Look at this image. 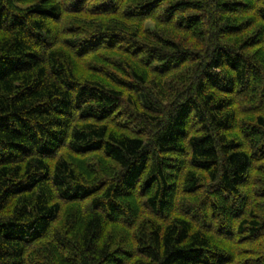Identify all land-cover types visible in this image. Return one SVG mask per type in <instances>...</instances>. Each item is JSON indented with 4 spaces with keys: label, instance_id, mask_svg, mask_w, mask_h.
Instances as JSON below:
<instances>
[{
    "label": "trees",
    "instance_id": "obj_1",
    "mask_svg": "<svg viewBox=\"0 0 264 264\" xmlns=\"http://www.w3.org/2000/svg\"><path fill=\"white\" fill-rule=\"evenodd\" d=\"M0 264H264V0H0Z\"/></svg>",
    "mask_w": 264,
    "mask_h": 264
},
{
    "label": "rangeland",
    "instance_id": "obj_2",
    "mask_svg": "<svg viewBox=\"0 0 264 264\" xmlns=\"http://www.w3.org/2000/svg\"><path fill=\"white\" fill-rule=\"evenodd\" d=\"M151 24H152V23H151L150 21H146V24H145V25L148 26V27H151V26H152ZM84 64L87 65L86 62L83 63V64H81L80 69H81L85 74H88L87 67H86ZM63 152L66 153V150L63 149ZM70 157H71V156H70ZM95 159H97L96 156H95ZM95 159L92 160V161H93V164H92V168H93V169H95L96 166L98 167V163H96V160H95ZM90 160H91V159H90ZM88 162H89V160H88ZM66 204L69 205L68 203H66ZM61 220H63V216H59L57 222H59V223L63 222V221H61ZM40 246H45V245L40 244Z\"/></svg>",
    "mask_w": 264,
    "mask_h": 264
}]
</instances>
